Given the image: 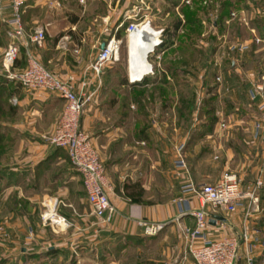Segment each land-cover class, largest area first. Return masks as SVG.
Returning <instances> with one entry per match:
<instances>
[{
    "label": "crops",
    "instance_id": "1",
    "mask_svg": "<svg viewBox=\"0 0 264 264\" xmlns=\"http://www.w3.org/2000/svg\"><path fill=\"white\" fill-rule=\"evenodd\" d=\"M66 2L74 6L72 2ZM116 2V6L110 5L111 10L93 18L95 27L93 30L84 29L83 33L79 31L82 16L77 13L66 14L67 23L53 31L56 36L54 41L41 49H36L40 58L44 62L47 61L56 73L76 74L78 86L85 77L90 80L91 88L106 86L111 79L109 70L104 68L99 75L90 64L96 46L97 52L107 38L105 31L115 30L123 20L125 12L129 10V0ZM63 3L65 5V2ZM119 3L122 8L120 13L115 10ZM53 5L55 0H26L25 8L35 11L39 6L45 7L47 19L41 25L50 30V25L56 18L55 11L49 9ZM10 11V8H7L5 17L10 16ZM36 18L38 17L33 18L35 22L38 21ZM257 19L252 22L250 30L260 37V40H255L254 35L250 33L246 37L238 36V40L246 44L249 42L250 45L248 43L247 48L239 51L240 56L232 57L230 66L222 67L230 89L234 88L233 83H238L240 88L238 93L228 95L230 98L226 97L227 110H218L217 122L219 119L227 122L224 135L217 122L211 126L203 120V123L193 122L187 127L178 124L177 119H174L173 126L166 128L152 114L150 125H146L145 120L149 122L150 119L143 120L140 112L134 109L135 106L125 110L123 124L103 125L98 123L101 117L98 108L94 104H89L82 116L81 126L90 131L94 144L101 152L111 184L109 195L117 206L113 221L106 225H98L99 230L94 224L96 217L88 202L82 173L75 167L64 147L54 146L44 138L45 134L54 130L64 108V99L50 90L20 87L10 79L9 85L14 87L11 97L17 96L19 102L14 104L10 97L15 108L9 115L10 120L0 121L13 136L8 144L10 147L8 158L0 164L2 180L9 181L11 187L9 189L20 188L28 199L38 202L41 209H45L47 203L57 202L59 212L73 222L66 229L57 230L58 228L53 225L36 221L35 238L27 245L23 242L21 252L41 260V264H82L83 260H92L93 264H124L119 261L121 254L118 253V244L126 234L137 235L143 232L135 220L137 217L166 220L200 204L196 196L182 188L190 176L197 182L215 181L225 171H236L243 182L253 179L254 175L250 171L255 169L264 151V133L258 139L248 135L255 119L260 116L257 111L260 99L252 100L249 89L261 80L264 72V67L260 64L256 66L254 61L261 58L260 55L264 52V26L261 36L255 33L258 28L256 21L258 23L261 20ZM23 20L26 26L29 25L26 15H23ZM9 26L0 15V33L4 38L2 39L4 50L11 40L8 34ZM68 35L66 43L69 47L62 49L59 45ZM87 39L90 40L88 44ZM74 48H78V51L73 50ZM131 50L129 42L128 58L131 56ZM245 53L250 59L243 56ZM243 57L248 61H244ZM248 62L250 64L252 62L251 65L256 70H246V67H249ZM166 73L170 80L175 79L168 69ZM2 76L5 74L1 66L0 78ZM231 77L232 84L229 82ZM125 78L127 83L122 84L123 86L129 85L130 82L127 77ZM231 92L233 91L229 93ZM107 95L109 93L105 92V96ZM243 97L247 103L239 99ZM199 133L203 138L202 142L207 144L202 150L198 147L199 140H194ZM219 136L223 138L218 140ZM182 142H185L184 152L189 171L179 166L177 162L175 146ZM242 145L246 146L245 151ZM216 149H219L218 159L214 157ZM188 154L191 156V163ZM239 159L241 162H238ZM165 189L171 191V194H166L165 191L167 198H163ZM181 196L187 199L179 201L178 198ZM260 196L262 209L253 215L252 219V222L261 228L260 243L255 250L253 264H264V187L260 189ZM244 212V207L241 206L232 214L225 211L219 213L220 216L226 217L223 219L228 224L226 232H242ZM179 222L194 225V218L190 214H185L179 221L169 223L162 240L169 238V230L180 227ZM211 228L212 235L223 233L218 226ZM127 246H123L122 250ZM176 246L178 252L182 253L184 244ZM240 264H247L246 260L242 259Z\"/></svg>",
    "mask_w": 264,
    "mask_h": 264
},
{
    "label": "built area",
    "instance_id": "2",
    "mask_svg": "<svg viewBox=\"0 0 264 264\" xmlns=\"http://www.w3.org/2000/svg\"><path fill=\"white\" fill-rule=\"evenodd\" d=\"M25 2L26 0H0V15L10 25L8 34L11 39L2 59L3 72L5 76L24 88L50 90L64 99V108L54 130L45 134L44 138L54 146L64 147L75 167L82 173L88 202L96 217L94 224L97 226L109 224L117 212V206L109 195L111 184L98 147L94 144L91 134L81 126L82 116L87 106L97 99L99 87L91 88L90 80L86 77L78 86L76 74L61 75L51 71L44 64L36 49H41L46 44V28L37 26L32 32L27 31L22 15ZM143 2L146 3L144 0ZM183 2L190 3L192 0H183ZM202 2L204 4L215 3L218 7L215 0H202ZM7 8L11 10L9 17H5ZM215 10L218 12L219 8ZM180 17L184 20V14L180 13ZM235 18H240L247 24L249 22L244 9L231 10L226 20L230 21ZM125 22H127L125 31L128 38L133 34L141 33L144 27L150 28L153 32L151 34L155 36L146 53V62L136 63L137 72L142 70L143 66L146 67V71H142L134 78L131 69L128 68L129 81L140 82L149 75L166 71L162 64L163 55L169 46L166 42L168 36L166 27L154 25L148 12L140 13L136 10L125 12L123 20L104 40L106 41L105 47H99L90 64L91 68L100 75L107 64L120 58L122 38L117 32ZM184 31L183 26L180 25L176 33ZM68 38L69 35L66 36V39ZM253 38L260 40L257 35ZM144 40H146L145 37ZM172 40L173 44H176L175 34L172 35ZM234 46V48L244 50L248 44L237 40ZM23 47L26 52V65L19 67L20 65L16 62L21 58ZM74 50L78 51V48ZM214 65L219 67L215 75L216 83L221 89H230L221 69L222 62L217 60ZM249 95L252 100L260 99L258 105L264 111V72L261 80L250 87ZM11 101L17 104L19 98L14 95ZM262 118L261 116L256 118L253 123L257 130L264 129ZM196 119H198L197 116ZM217 123L221 128L227 125L224 119H219ZM184 147L185 142L175 146L177 162L179 166L189 171L188 161L183 152ZM261 158L259 171L253 179L247 182H243L236 171H225L215 181L197 182L190 176L182 188L192 196H196L200 204L182 211L176 217L166 220H152L144 217L135 219L144 234L154 235L174 220L179 221L185 214H190L194 218V225L179 222L184 241L181 257L161 261L159 264H185L189 256H192L195 264H240L242 259H245L247 264L254 263L255 250L260 243L261 228L253 223L252 219L253 215L262 209L260 189L264 186V153ZM178 199L181 201L187 197L181 196ZM45 206L41 213V219L45 225H53L58 228L57 230H64L73 224L66 215L59 212L57 202L47 203ZM241 206L245 211L241 224L242 232H226L228 224L219 213L225 211L232 214L237 212ZM212 226H218L223 233L212 235ZM97 229L99 230L100 227L98 226ZM8 235L4 225L0 224V240L8 239ZM34 238L35 231L31 228L26 235L25 245Z\"/></svg>",
    "mask_w": 264,
    "mask_h": 264
},
{
    "label": "rangeland",
    "instance_id": "3",
    "mask_svg": "<svg viewBox=\"0 0 264 264\" xmlns=\"http://www.w3.org/2000/svg\"><path fill=\"white\" fill-rule=\"evenodd\" d=\"M66 1L72 2L74 6L72 7L69 3L66 4ZM116 1L117 0H55V5L50 6L49 9L50 11H55L56 18L55 22L50 25V30L46 29V44L48 43L49 45V43H52L56 37L53 33L59 26L62 27L67 23L68 18H66V14L72 15L77 13L82 16L80 24L81 30L79 31L83 33L82 31H84V29L93 30L95 28L92 22L94 20L93 18L111 10L110 5L116 6ZM144 1H146V3L143 2V0H129V11L133 12L136 10L140 11V13L145 11L148 12L153 24L156 26L167 27L176 19L182 21L180 25L183 26L185 31L183 33H174L177 40L176 44H173L174 41L172 40V36L170 37L169 40H172V43L168 46L162 60V64L166 70L170 62L177 63L179 66L176 73L178 78L170 80L168 84L149 83L145 86L146 88L138 86L134 88L129 85L123 86L120 83V79L122 77L128 78L129 52L128 36L126 31L123 30L119 35L122 38L120 58L105 66V68L109 70L111 79L106 83V86L103 85V87L98 89L97 99L91 102V104H94V106L98 108L99 114L101 115L98 123H102L103 125L112 123L123 124L125 122L124 117L126 116H123V113H125L127 108L130 109L131 106H135L134 109L140 112V115L143 116V120L147 118L150 119L149 122L145 120L146 125H150L149 123L152 121L151 115L153 114L163 127L169 128L173 126L174 119H177L178 124L189 127L193 122L203 123L208 121V117H203L200 111H203V102L207 100V97L212 96L215 97L212 105L215 107L217 114L218 110H227L228 102L226 97L238 93L240 88H238V83L234 84L232 82L231 77L229 82H231V84L233 83L232 85H234V88L232 87L233 89L231 88L230 90L221 89L216 84L215 80V75L218 73L219 67L215 66L214 63L220 60L222 62V69L223 66H230L232 57L236 58L240 56L238 54L240 49L234 48V44L238 40V36H241V38L242 36L246 37L249 33L252 36L254 35L252 30H250V26L252 22H255V18L261 19L258 23L256 21V26L258 28L255 33L260 36L262 35V26H264V0H238L233 4V7L230 8V11L233 9L239 11L244 9L249 17L248 24L243 22L240 18L227 21L226 19L229 17L230 12L223 18L221 15L223 8L222 0H215V2L218 3V7L215 3L204 4L202 0H192L190 3L179 0L177 4H174L173 0ZM63 2H65V5ZM215 8H219V11L217 12ZM121 9V4L119 3L115 10L120 13ZM187 10H195L199 15V26L201 28L199 32L192 31L190 29L192 25L187 24ZM180 13L184 14V20L180 17ZM46 14L47 10L45 7L42 8L39 6V9L32 11L26 9L24 6L22 15H26L28 19L29 25H25L27 31L32 32L37 26H43L41 24L45 23L47 19ZM34 16L38 17L36 18V20H38L37 22H35V19L33 20ZM113 31H105L107 32L105 36L108 38ZM2 39L4 38L0 33V67L2 66L1 63L5 52L2 47L4 44V40ZM67 40L68 39L65 38V43L62 42L59 45L62 49L69 47L66 43ZM88 41L90 40H86L87 44ZM248 43L249 42H247V44ZM69 44L71 45V43ZM96 49L97 46L94 54H92V61L96 55ZM243 56L250 59L248 55L246 56V53ZM21 57L22 60H24V51H22ZM244 57L243 60L248 61ZM260 57L261 58L257 59L258 61H254L256 66L260 64L261 67H264V52L261 53ZM150 60H152V57H150ZM44 64L53 71L47 61H45ZM251 64L248 62L249 67H246V70L253 69V65ZM21 66H23V64H20L19 67ZM253 70L256 69L254 68ZM158 73L161 75L166 73V71ZM18 85L21 87L20 84ZM141 89L145 90L144 92L142 90L144 95L142 98V106L133 99V94L141 91ZM230 91L233 92L229 93ZM105 92H108L109 95L105 96ZM122 93L125 95L121 96ZM239 99L247 103L245 97ZM89 106L90 105L87 107ZM203 107L208 108L210 106L207 104ZM208 109L211 110V108ZM257 111L261 117L264 116V111L259 105ZM9 115L10 113L4 116L0 115V121H8ZM196 116L198 119H196ZM225 118L228 120L227 117ZM262 119L264 123V117ZM221 129L223 132L222 135H224V129L226 128L222 127ZM87 131L90 133L89 130ZM263 133L264 129L257 130L252 126L248 135L249 137L251 136L252 138L258 139ZM222 138L223 136H219L217 139L219 140ZM194 140H199V150L204 149V146L207 145L205 144L206 142H202L203 138L201 135L195 137ZM9 143L3 146L4 150L0 154V164L5 162L8 158V153L10 151ZM245 145L247 144L245 143ZM242 146V149L245 151L246 146ZM218 150L219 149H216V153H214V157L216 158L219 156ZM184 151L185 148L183 149V152ZM188 157L189 163H191V156L189 155ZM193 158H195V156ZM242 159L244 160V157H242ZM261 160L262 158L258 161L255 169L250 171V173L254 175L253 178L259 171ZM238 162H241L240 159ZM9 184L7 180L0 181V224L4 225L9 234L8 239L4 241L0 240V242H2V245H0V260L6 259V264H41V260L21 252V244L25 242L26 235L31 228L34 229V231L36 230V221H42L41 213L44 209H41L38 202L28 199L25 192H21L20 188L9 189L11 188ZM165 191H167L166 194H171L170 190L165 189L163 190V198H167ZM167 225L159 233L154 235L144 234L143 232L137 234L135 240L130 241L128 246L127 244L125 245L127 246L125 250H122L123 248L118 249V253L121 254L119 256V261L124 264H159L161 261L173 260L181 257L183 251L179 253L176 246V244H181V246L184 244L181 229L179 227L169 230V238L164 241L162 237L164 236ZM14 234H17V236ZM19 239H21L20 242L15 241ZM93 263L92 260L82 261V264ZM185 264H195L192 256H189Z\"/></svg>",
    "mask_w": 264,
    "mask_h": 264
},
{
    "label": "trees",
    "instance_id": "4",
    "mask_svg": "<svg viewBox=\"0 0 264 264\" xmlns=\"http://www.w3.org/2000/svg\"><path fill=\"white\" fill-rule=\"evenodd\" d=\"M238 1V0H222V5H223V8H222V11H221V15L222 17L224 18L229 12H230V8L233 7V4ZM174 4H177L179 3V0H173ZM26 4V2H25ZM25 6V5H24ZM24 8V7H23ZM187 24H190L192 25L191 26V30L192 31H197L199 32L201 30L200 28V24H199V15L195 12V10H192V11H189L187 10ZM182 23V21L180 19H176L174 20V22L167 26L166 27V33H167V45H170L172 43V40H169L170 37L177 32V29L179 28L180 24ZM127 25V22H125L123 24L122 27H120V29L118 30L117 34L120 35L121 32L123 30H125V27ZM24 51V55H25V58L24 60H22V57L19 58L16 62V64L20 65V61L22 60L23 61V66L26 65V52H25V48L23 49ZM43 61V60H42ZM44 62V61H43ZM20 63V64H19ZM168 70L169 72H171V74L175 77V78H178L176 73L178 71V68L179 66L177 65V63H173V62H170L168 64ZM161 76V77H160ZM16 85H18L14 80H12ZM9 82H10V79L7 77V76H2L0 78V115L4 116L6 115L7 113H11L14 108H15V105L10 101V97L13 93L12 89V86L9 85ZM150 82H152V84H168L170 83V79L168 78V75L167 73H163L161 75H159V73H156L154 75H149L147 76L143 81H140V82H129V86L131 87H142V88H146L145 86H147ZM120 83L121 84H126L127 83V79L125 77H122L120 79ZM218 85V83H216ZM145 91L144 89H141V91H138L137 93L133 94V99H135L140 106L143 105L142 103V98L144 97L143 95V92ZM214 96L212 97H207V104L210 106L208 108H211V110H209L208 108H204L203 106L204 105H207L206 104V101L203 102V105H202V110L203 111H200V114L202 116H205V117H208V121L206 122L207 124L209 125H214L216 122H217V119H218V114L215 110V107L212 105V102L214 100ZM201 133H199L197 135V137L200 136ZM11 139H13V136L10 134V132L8 131V129L3 126L1 123H0V154L3 152L4 148L3 146L4 145H7V143H9L11 141ZM2 180V175L0 173V181ZM0 191H1V187H0ZM137 238V235H130V234H126L119 242L118 244V249H121L123 248V246H125L126 244H128L130 241L132 240H135ZM0 264H6V259H2L0 260ZM157 264V263H156Z\"/></svg>",
    "mask_w": 264,
    "mask_h": 264
},
{
    "label": "bare ground",
    "instance_id": "5",
    "mask_svg": "<svg viewBox=\"0 0 264 264\" xmlns=\"http://www.w3.org/2000/svg\"><path fill=\"white\" fill-rule=\"evenodd\" d=\"M151 33L153 32L150 28L144 27L143 30H141V33L139 32L138 35L133 34L128 38L132 48L131 56L128 58V68L131 67V72L134 78H136V75H140L142 71H146V67L143 66V69L138 70V73L136 69V63L139 61L146 62V53L155 38L154 34ZM144 37L146 40H144ZM129 61L131 65L129 64Z\"/></svg>",
    "mask_w": 264,
    "mask_h": 264
},
{
    "label": "water",
    "instance_id": "6",
    "mask_svg": "<svg viewBox=\"0 0 264 264\" xmlns=\"http://www.w3.org/2000/svg\"><path fill=\"white\" fill-rule=\"evenodd\" d=\"M105 45H106V41H103L102 44H101V47L104 48ZM221 217H222V219H226L225 216H221ZM212 221H213V219H212Z\"/></svg>",
    "mask_w": 264,
    "mask_h": 264
}]
</instances>
